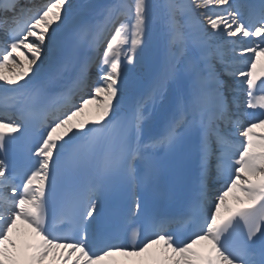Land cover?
I'll use <instances>...</instances> for the list:
<instances>
[{"label": "snow or ice", "instance_id": "obj_1", "mask_svg": "<svg viewBox=\"0 0 264 264\" xmlns=\"http://www.w3.org/2000/svg\"><path fill=\"white\" fill-rule=\"evenodd\" d=\"M157 30L161 69L125 106ZM46 62L54 70L42 79ZM6 68L0 264H116L108 258L154 246L139 264H264V132L254 131L264 129V0H0ZM36 128L44 134L30 146ZM186 152L197 173L184 211L171 220L150 213L151 194L184 196L176 162ZM214 180L222 186L213 202ZM129 191L130 211L102 224L101 201ZM170 222L191 232L178 236Z\"/></svg>", "mask_w": 264, "mask_h": 264}, {"label": "bare ground", "instance_id": "obj_2", "mask_svg": "<svg viewBox=\"0 0 264 264\" xmlns=\"http://www.w3.org/2000/svg\"><path fill=\"white\" fill-rule=\"evenodd\" d=\"M103 0H72V3L81 6L85 4H92L99 6ZM47 0H38L36 3L38 4H45ZM100 2V3H99ZM151 2H158V0H151ZM79 11L81 9L78 8ZM70 33V29L66 26L64 29H61L60 35L58 36L59 39L63 38V41H66L68 38V35ZM152 49L153 51L144 54L140 57V65L137 69V73L129 79V83L127 86H133L132 90L127 93L124 99V105H130L146 88L145 81L152 79L158 73L161 69V64L163 61V52L165 49V39L163 36L162 31H155L153 34L152 39ZM22 60L23 57L21 56ZM3 72H9V69H3ZM44 75V73L41 74V77ZM226 79V78H225ZM92 107V106H90ZM165 111V109H157L154 113L155 116H158L159 113ZM235 138H239L237 136H233ZM233 203H236L234 200H232ZM159 246H154L153 249H150L149 253L144 254L143 256L137 257V256H123L116 254L112 257H109L108 259L110 261L116 262V264H139V261L144 260L146 257H148L150 254L157 252Z\"/></svg>", "mask_w": 264, "mask_h": 264}]
</instances>
